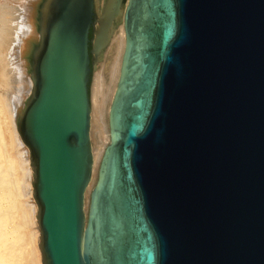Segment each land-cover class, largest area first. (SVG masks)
<instances>
[{"label":"water","instance_id":"water-1","mask_svg":"<svg viewBox=\"0 0 264 264\" xmlns=\"http://www.w3.org/2000/svg\"><path fill=\"white\" fill-rule=\"evenodd\" d=\"M92 0H55L19 132L44 264H264V0H127L92 179Z\"/></svg>","mask_w":264,"mask_h":264},{"label":"bare ground","instance_id":"bare-ground-1","mask_svg":"<svg viewBox=\"0 0 264 264\" xmlns=\"http://www.w3.org/2000/svg\"><path fill=\"white\" fill-rule=\"evenodd\" d=\"M15 1L13 13L2 9L3 1L0 4V264H44L39 209L33 195L35 173L19 122L34 95V64L46 41L55 0ZM126 5L127 0H92L95 68L89 94L93 172L85 194L86 208L110 140L109 111L126 43ZM12 142L20 160L9 148Z\"/></svg>","mask_w":264,"mask_h":264},{"label":"rangeland","instance_id":"rangeland-1","mask_svg":"<svg viewBox=\"0 0 264 264\" xmlns=\"http://www.w3.org/2000/svg\"><path fill=\"white\" fill-rule=\"evenodd\" d=\"M1 1H3V2H6L5 4L2 2V9L5 11H7V12H10V13H13L14 11L16 12V9H15V6H13V5H15V4H17V1H15V0H0V4H1ZM11 4H12V6H11ZM7 5V6H6ZM12 7H14L13 9H11ZM4 11H2V12H4ZM11 15L10 14H7L6 15V17H10ZM2 16H0V18H1ZM93 59L95 60V58L93 57ZM95 66V62H94V64H93V72H94V67ZM14 143V144H13ZM95 142H94V140H93V144H94ZM12 144H13V146H12ZM12 144H11V146L9 147V148H11V152L13 151L14 152V154H15V157H16V159L17 160H20V154H19V151L16 149V145H15V142H12ZM19 163H21L20 161H19ZM19 165V172H20V170H21V165L20 164H18ZM23 177V175H21V178Z\"/></svg>","mask_w":264,"mask_h":264}]
</instances>
